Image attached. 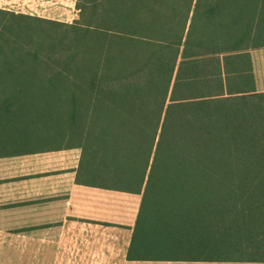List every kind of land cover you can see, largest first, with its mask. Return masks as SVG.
Wrapping results in <instances>:
<instances>
[{
	"label": "trees",
	"instance_id": "1",
	"mask_svg": "<svg viewBox=\"0 0 264 264\" xmlns=\"http://www.w3.org/2000/svg\"><path fill=\"white\" fill-rule=\"evenodd\" d=\"M78 2L0 9V122L36 109L78 183L141 195L128 259L264 262V0Z\"/></svg>",
	"mask_w": 264,
	"mask_h": 264
},
{
	"label": "crops",
	"instance_id": "2",
	"mask_svg": "<svg viewBox=\"0 0 264 264\" xmlns=\"http://www.w3.org/2000/svg\"><path fill=\"white\" fill-rule=\"evenodd\" d=\"M77 2L0 0V9L72 23ZM259 25L264 29L263 17ZM262 45L250 50L260 91ZM54 123L34 108L0 122V264H228L128 259L141 195L78 183L81 148Z\"/></svg>",
	"mask_w": 264,
	"mask_h": 264
},
{
	"label": "rangeland",
	"instance_id": "3",
	"mask_svg": "<svg viewBox=\"0 0 264 264\" xmlns=\"http://www.w3.org/2000/svg\"><path fill=\"white\" fill-rule=\"evenodd\" d=\"M79 1L78 3L81 5L84 0H77ZM79 13H80V10H79ZM258 79L259 81L262 79L261 77H263V73L261 72L260 69H258ZM127 237H128V234H122V245H125L126 242H127ZM113 237L112 235L111 236H107V244H112L113 242ZM228 264H264V262H228Z\"/></svg>",
	"mask_w": 264,
	"mask_h": 264
}]
</instances>
